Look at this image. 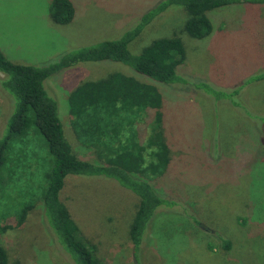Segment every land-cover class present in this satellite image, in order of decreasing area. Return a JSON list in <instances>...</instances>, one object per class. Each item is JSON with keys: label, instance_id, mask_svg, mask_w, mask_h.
Masks as SVG:
<instances>
[{"label": "rangeland", "instance_id": "1", "mask_svg": "<svg viewBox=\"0 0 264 264\" xmlns=\"http://www.w3.org/2000/svg\"><path fill=\"white\" fill-rule=\"evenodd\" d=\"M70 1L75 18L61 25L50 15L53 0H0V52L17 64L51 65L73 51L121 38L163 0ZM207 14L214 29L206 39L186 34L187 11L172 6L129 45L130 52L139 55L153 40L179 34L186 61L177 73L186 84L154 82L114 61L71 64L45 81L66 140L78 157L96 165L102 162L97 151L79 144L73 134L69 93L84 82L122 73L153 84L163 97L172 164L164 176L149 183L156 196L176 204H166L149 218L137 251L130 230L138 195L101 176H69L60 194L82 232L97 246L103 264H264V151L258 141L264 124L247 122L226 96L192 86L200 81L227 92L241 88L233 101L253 115L264 113V80L245 85L264 72V4L230 5ZM12 109L13 100L0 89V130ZM139 129L144 141L148 127L142 124ZM31 139L45 154L44 138L35 133ZM5 192L9 194L8 188ZM13 203H0L3 226L17 222L11 215L20 203ZM43 208L39 204L22 227L2 235L9 264H75L58 237L63 250L55 244ZM218 239L233 242L231 251L223 250Z\"/></svg>", "mask_w": 264, "mask_h": 264}, {"label": "trees", "instance_id": "2", "mask_svg": "<svg viewBox=\"0 0 264 264\" xmlns=\"http://www.w3.org/2000/svg\"><path fill=\"white\" fill-rule=\"evenodd\" d=\"M263 4L264 0H163L121 38L73 51L60 62L42 67L11 62L0 52V75L4 74L0 76V89L13 100L11 116L0 130V203L8 205L9 200L20 203L18 212L11 215L16 216L14 225L3 226L0 222V264H9L8 252L1 244L2 235L22 227L41 203L43 218L56 237L55 244L60 247L59 238L73 263L103 264L97 255V246L89 241L61 201L60 194L69 176L105 177L138 195L140 204L130 230L135 251L140 247L149 218L159 209H165L166 204L169 207L176 204L156 196L149 183L165 175L173 154L164 132L163 97L156 86L133 76L112 73L105 79L84 82L69 93L73 134L79 144L97 151L102 162L96 165L78 157L66 140L58 107L45 81L71 64L114 61L154 82L186 84L185 77L177 73L186 61V48L179 34L153 40L139 55H133L129 45L172 6H181L187 11L184 32L203 40L214 29L207 13L230 5ZM50 13L55 23L67 25L74 20L76 10L70 0H53ZM263 80L264 72L254 75L245 85ZM192 86L209 95L226 96L247 122L251 121L253 126L257 120L260 125L264 124V113L253 115L233 101L241 88L227 92L200 81L192 82ZM142 124L148 127L144 141L139 132ZM35 133L47 144L45 154L40 146L36 150L31 143V135ZM258 141L264 151V134ZM218 242L222 243L223 250L233 248L230 240L218 239Z\"/></svg>", "mask_w": 264, "mask_h": 264}]
</instances>
